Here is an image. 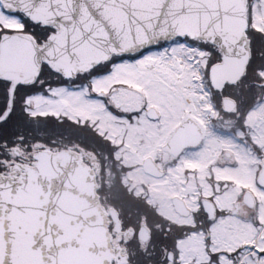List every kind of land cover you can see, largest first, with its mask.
Returning a JSON list of instances; mask_svg holds the SVG:
<instances>
[{
	"label": "snow or ice",
	"instance_id": "snow-or-ice-1",
	"mask_svg": "<svg viewBox=\"0 0 264 264\" xmlns=\"http://www.w3.org/2000/svg\"><path fill=\"white\" fill-rule=\"evenodd\" d=\"M0 264H264V0H0Z\"/></svg>",
	"mask_w": 264,
	"mask_h": 264
}]
</instances>
